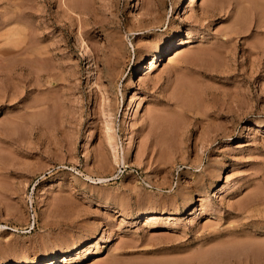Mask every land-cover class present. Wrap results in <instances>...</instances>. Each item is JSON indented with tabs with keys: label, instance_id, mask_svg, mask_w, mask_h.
<instances>
[{
	"label": "rangeland",
	"instance_id": "374dc122",
	"mask_svg": "<svg viewBox=\"0 0 264 264\" xmlns=\"http://www.w3.org/2000/svg\"><path fill=\"white\" fill-rule=\"evenodd\" d=\"M252 1L0 0V264H264Z\"/></svg>",
	"mask_w": 264,
	"mask_h": 264
},
{
	"label": "bare ground",
	"instance_id": "6f19581e",
	"mask_svg": "<svg viewBox=\"0 0 264 264\" xmlns=\"http://www.w3.org/2000/svg\"><path fill=\"white\" fill-rule=\"evenodd\" d=\"M251 3V2H250ZM253 4V5H252ZM252 6L253 7H256V9L258 8V7H260V2H258L257 0H253L252 1ZM263 7V6H262ZM251 9V8H250ZM264 9V8H263ZM253 10H254V8H253ZM260 10H262V8L260 9ZM244 11H246V10H244ZM255 11V10H254ZM248 12V11H247ZM256 12H258V11H256ZM246 14V12H244L243 13V11H242V14H239V16H238V19H237V21H236V25H238V24H240V23H242V21H244V15ZM264 15V14H263ZM263 18H264V16H263ZM261 22H263L262 20L259 22V24L261 23ZM263 25H264V23H261V25H257V28H260V27H263ZM257 44V43H256ZM161 48L162 47H158L156 50V52H155V54L153 55V57H152V59H151V62H150V64H149V66H148V71L149 72H152L155 68H156V66H157V63L159 62V60H160V58H161ZM254 48L256 49L257 47H255V45H254ZM258 49V48H257ZM176 51H178L177 53H176V56H179L180 54H181V51H179V49L178 50H176ZM175 58V57H174ZM174 58H172V59H174ZM134 99H135V97L134 96H132V98H131V101H134ZM110 122V121H109ZM112 123V122H111ZM112 125H113V123H112ZM107 127H106V132H107V137L106 138H108V142H109V144H110V146H112V148H113V151H116V149L114 150V148H115V146H114V140H115V134H113V130H114V128H112L111 127V124L109 123L108 125H106ZM114 155H115V153H114ZM117 156V155H116ZM115 156V157H116ZM114 157V158H115ZM117 158V157H116ZM117 160V159H116ZM116 162H118V161H116ZM191 199V198H190ZM192 200V199H191ZM176 214H178V213H176ZM144 215H142V217H143ZM208 254V253H207ZM202 257H204V256H202ZM172 262V261H171ZM21 264H23V263H21ZM170 264V263H169Z\"/></svg>",
	"mask_w": 264,
	"mask_h": 264
}]
</instances>
